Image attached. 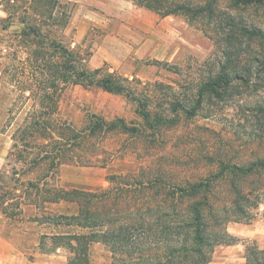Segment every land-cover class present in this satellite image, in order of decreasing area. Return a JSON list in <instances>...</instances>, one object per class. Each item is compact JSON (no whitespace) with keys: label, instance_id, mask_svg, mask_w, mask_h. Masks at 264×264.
Listing matches in <instances>:
<instances>
[{"label":"rangeland","instance_id":"1","mask_svg":"<svg viewBox=\"0 0 264 264\" xmlns=\"http://www.w3.org/2000/svg\"><path fill=\"white\" fill-rule=\"evenodd\" d=\"M62 3L71 11L68 40L90 53L89 67L125 77L131 93L66 86L53 115L62 138H47L46 160L36 159L42 150L37 145L19 159L24 146H15L11 135L20 115L11 122L8 117L22 110L21 103L0 80V211L8 212H0V235L20 249L0 264H66L68 249L61 242L55 246L50 237L68 230L65 219L57 225L53 216L79 208L73 190H112L115 202L120 200L119 213L146 203L169 206L172 219L198 202L211 230L232 240L219 239L208 264H241L247 245L264 249V167L245 175L226 173L192 198L177 196L178 186L213 176L221 164L246 166L264 159V5L235 0ZM219 73L230 78L219 97L203 94L192 117L173 112L174 103L189 108L200 86ZM138 100L152 121L160 116L163 123L149 127ZM95 117L120 118L138 133L91 132ZM135 257L113 254L100 243L89 248L92 264Z\"/></svg>","mask_w":264,"mask_h":264},{"label":"trees","instance_id":"2","mask_svg":"<svg viewBox=\"0 0 264 264\" xmlns=\"http://www.w3.org/2000/svg\"><path fill=\"white\" fill-rule=\"evenodd\" d=\"M0 1V11L3 13L0 14L1 86L13 96L14 101H20L22 108L8 117V122H11L20 115V119L14 122L16 128L11 138L15 146L17 143L24 146L18 154L19 159H24V152L29 146L37 145L42 146V150L37 151L36 159L46 160L45 141L61 133L53 121V115L58 110L59 96L66 86L94 87L116 94H130L131 91L127 88L125 77L103 67H89L90 53L81 50L77 44L72 45L71 39L68 40L65 28L71 11L66 4L59 0ZM148 1L144 0L145 3ZM235 2L264 5V0ZM229 80L226 74L219 73L200 86L196 100L189 108L174 103L173 112L182 110L186 117H192L202 95L209 92L219 97L222 93L220 87L227 85ZM138 102L141 107L139 113L149 127L163 123L164 119L160 116L152 121L149 112L144 110L145 104ZM91 124V132L120 128L125 133H138L136 126H127L120 118L106 121L102 117H95ZM221 165L216 174L205 180L185 182V185L178 186L177 196L192 198L208 191L213 180L226 173L245 175L264 167V159L246 166ZM72 194L79 198L78 210L52 218L57 225L63 223L59 219H65L63 225L68 230L50 237L55 246L61 242L68 249L66 264H92L89 248L95 243L102 244L113 254L136 256L122 260L120 264H208L211 249L219 239H228L225 243L232 242L225 232L211 230L198 202L187 204L180 209L179 218L172 219L170 215L174 210L159 204L150 206L146 203L144 208L138 206L139 210L136 211H131L127 206L119 213L116 208L120 200L115 202L117 193L112 190L102 194L73 190ZM0 212L8 215L4 209ZM149 212L151 217L144 216ZM155 214L157 216L153 219ZM241 264H264V249L247 245L245 260Z\"/></svg>","mask_w":264,"mask_h":264},{"label":"crops","instance_id":"3","mask_svg":"<svg viewBox=\"0 0 264 264\" xmlns=\"http://www.w3.org/2000/svg\"><path fill=\"white\" fill-rule=\"evenodd\" d=\"M59 1L62 2L63 0H59ZM77 1H81V0H77ZM84 1H88V0H84ZM94 1L99 3L100 5H103L104 2V0H94ZM85 16L89 17V15H85ZM77 35L79 38H81L82 32H79ZM19 251H20L19 247L13 241H11L7 237L0 235V262H4L6 260H10L17 257L18 255L17 252Z\"/></svg>","mask_w":264,"mask_h":264}]
</instances>
